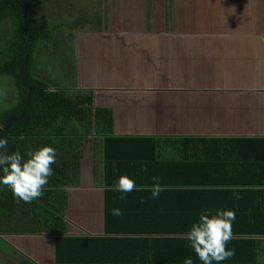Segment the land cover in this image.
<instances>
[{"label": "trees", "instance_id": "16d2710c", "mask_svg": "<svg viewBox=\"0 0 264 264\" xmlns=\"http://www.w3.org/2000/svg\"><path fill=\"white\" fill-rule=\"evenodd\" d=\"M28 1L0 0V125L13 120L5 134L0 127V241L25 264H119L109 249H91L97 240L128 235L153 239L155 263H165L156 258L169 247L182 259L167 263L264 264V197L257 195L264 188V160L228 167L224 160L202 167L184 160L173 171L190 177L181 181L160 180L167 164L155 160L153 180L132 179L151 162L142 152L153 154L162 144L243 140L183 133L187 110L174 94L207 91L203 72L195 76L204 90L178 85L192 75V65L198 70L206 46L227 44L246 29L264 36V0H135L126 16L114 12L111 0L27 4L30 41L20 77L32 88L29 96L16 77ZM77 4L83 9L73 14ZM43 8L44 17L38 13ZM92 140L102 141L103 153L104 231L98 236L69 231L65 212V190L90 173L78 154L82 142ZM113 153L121 156L117 162ZM198 167L202 173L193 177ZM132 188L150 190L146 200L156 194L161 207L143 204L147 213L139 211L138 220L146 222L125 228L131 218H114L109 204L120 194L116 189Z\"/></svg>", "mask_w": 264, "mask_h": 264}, {"label": "crops", "instance_id": "0c3cea01", "mask_svg": "<svg viewBox=\"0 0 264 264\" xmlns=\"http://www.w3.org/2000/svg\"><path fill=\"white\" fill-rule=\"evenodd\" d=\"M238 38L240 42L237 41ZM228 41L227 44L206 46L204 48L206 50L201 52V56L197 60L198 70H195L192 65V75L180 77L178 80V85L182 89L200 87L201 90H204V84H197L198 79L195 75L199 77L202 72L206 73L204 78L207 80V83H205L207 84V91L174 95L179 97V108L182 104L187 110L185 118L187 123L185 124H188V126L183 133L211 138L232 136L243 140L235 142L177 141L171 144H162L159 147L160 151H154L153 154L152 151H143L142 153L146 157L143 154L141 156L151 159V162L149 165L148 163L141 165L132 177L136 182L153 180L156 177L153 175L152 168L155 160L167 164L163 168V175H158L160 180L164 181L190 179L189 176L186 177L184 174H173V171L177 169L174 166H178L176 164H179V162L189 161L190 164H197L202 167L216 165L224 160L228 167L234 164L239 165L243 159L259 158L264 160V141L245 140L251 137L264 138V36L260 31L255 32L253 29H246L241 30L237 37L233 36ZM82 71L84 73V68H82ZM166 86H168L167 83ZM219 89L223 91H218ZM121 120L126 122L124 118H121ZM233 121L235 122L233 123ZM137 133L139 132L137 131ZM142 143L140 142L139 145ZM145 147L147 148V146ZM82 148L83 150L78 154L81 167L87 168L90 173L79 179L82 182L77 188L65 190V212L70 223L68 230L72 231V228L78 227L87 234L98 236L102 235L104 231V190L101 185L102 141L82 142ZM132 154H129V156ZM109 156L115 162L121 157L118 153L109 154ZM237 160L241 161L237 162ZM200 167L197 168L198 174H194L193 177L202 173L201 169L203 168ZM161 170L162 168L158 171ZM71 180L73 181L74 178L72 177ZM84 180L86 183H84ZM116 190L120 194H117L118 198L112 200L109 204L114 210L113 217L128 216L131 218L130 223H132L130 225V223L124 222L122 227H136L134 222L138 220V212L147 213L143 204L150 203L153 209L158 205L161 207L157 197L154 198L155 193L150 201L146 200L145 193L150 190L142 188ZM257 195L259 197L263 195L264 197V188H258ZM165 201L168 205L169 201ZM259 201L262 203L264 199L262 198ZM138 221L141 223L146 222L143 218ZM116 238L110 237L107 240H97L98 245L91 250L101 252L104 249H109L108 256L112 257L110 260H119V264H123L122 261L130 262L129 264H140L141 262L142 264H178L167 262H173V258L182 259V255L176 258L175 254L171 253L173 249L169 250V247H165L162 249V254H158L159 258H156V260H164L165 263H155L153 251L151 250V247L155 245L152 238V242L148 238L138 239L132 237V235L119 237L121 239ZM49 245L51 247L52 243L49 242ZM146 260H149V262Z\"/></svg>", "mask_w": 264, "mask_h": 264}, {"label": "rangeland", "instance_id": "374dc122", "mask_svg": "<svg viewBox=\"0 0 264 264\" xmlns=\"http://www.w3.org/2000/svg\"><path fill=\"white\" fill-rule=\"evenodd\" d=\"M140 1L142 2V0ZM110 4L112 5L111 7L115 10L114 12L117 15H124V16L129 15L128 13L131 10L132 5L137 6V2L135 0H111ZM75 7L76 9H74L73 14L77 13L79 9H83L82 4L80 5L77 4ZM57 9L58 11L63 10L62 7H58ZM38 13L42 14V17H44L46 14L45 8L39 9ZM2 90L3 89L0 88V93L2 92ZM5 103L6 102H4V104ZM0 264H25V262L19 255L16 254L14 255L12 250L6 244L0 241Z\"/></svg>", "mask_w": 264, "mask_h": 264}, {"label": "water", "instance_id": "95a60500", "mask_svg": "<svg viewBox=\"0 0 264 264\" xmlns=\"http://www.w3.org/2000/svg\"><path fill=\"white\" fill-rule=\"evenodd\" d=\"M36 1H37V0H29L28 2H25V3H23V5H22V12H23V14H22V22H23V26H24V28L26 29L27 37H26V41H25V43H24V47H23V61H22V63L18 66V68H17V70H16V77H17V79L21 82V84H22L24 87H26V88L28 89V96L32 93V88L29 87V86H27V85H25V83L23 82V80H22L21 77H20V70H21V67H23V65H24V64L26 63V61H27V48H28V44H29V41H30L29 30H28V28L26 27V23H25V11H26L25 9H26V5H27V4L35 3ZM27 102H28V100H27ZM24 109H25V108L22 109V111H21V113H20V115H19L18 120H20V119L22 118V116H23V112H24ZM10 121H13V120H12V119H8V120H6V123H5V127H4V128L0 125V127L4 130V134L6 133L7 126H8V123H9ZM2 145L4 146V144H3V139H2ZM4 148H5V146H4ZM6 153H7V150H6V148H5V153H4L3 157L6 155Z\"/></svg>", "mask_w": 264, "mask_h": 264}]
</instances>
